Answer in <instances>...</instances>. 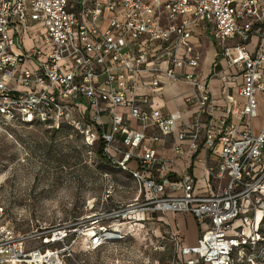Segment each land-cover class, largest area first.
<instances>
[{
    "label": "built area",
    "instance_id": "2783aa9c",
    "mask_svg": "<svg viewBox=\"0 0 264 264\" xmlns=\"http://www.w3.org/2000/svg\"><path fill=\"white\" fill-rule=\"evenodd\" d=\"M32 24L41 32L25 47ZM205 33L215 55L204 75L199 39ZM213 77L231 100V88L242 97L219 118L209 89ZM179 81L190 85L183 96L195 107L189 120L152 99V91ZM257 92L264 93V0H0V121L66 125L86 144L97 143L108 164L137 186L133 202L120 210L137 212L138 221L146 213L192 216L202 225L197 241L181 245L173 264H236L244 247L255 250L263 239L264 124L254 132ZM172 135L180 142L177 156L186 150L211 156L203 184L188 170L171 175L174 159L158 149ZM118 211L92 220L91 249L117 232L120 222L108 220ZM65 227L40 232V245H33L35 234L0 225V264H50V257L64 264L65 241L77 236ZM178 235L172 234L175 243ZM252 255L248 260L256 264Z\"/></svg>",
    "mask_w": 264,
    "mask_h": 264
},
{
    "label": "rangeland",
    "instance_id": "374dc122",
    "mask_svg": "<svg viewBox=\"0 0 264 264\" xmlns=\"http://www.w3.org/2000/svg\"><path fill=\"white\" fill-rule=\"evenodd\" d=\"M27 31L33 39L41 28L32 24ZM260 110L254 120L257 128L264 120V109ZM99 149L97 143L86 144L79 132L66 125L55 130L42 124L0 121V225L35 234L33 245H40L39 233L44 230L57 226H66V232L76 230L74 240L65 241L64 264H104L109 260L173 264L184 238L178 235L175 243L172 223L160 213H146L141 222L136 220L137 212L120 210L133 202L138 188L127 172L108 164ZM113 211L118 212L108 222H120L116 229L126 235L102 239V245L91 249L87 234L94 230L92 220ZM117 232L113 234L120 238ZM259 233L263 239L255 250L244 247L240 261L233 254L236 264H252L248 260L251 253L256 264L264 263V217ZM186 235L193 237L192 232Z\"/></svg>",
    "mask_w": 264,
    "mask_h": 264
},
{
    "label": "crops",
    "instance_id": "0c3cea01",
    "mask_svg": "<svg viewBox=\"0 0 264 264\" xmlns=\"http://www.w3.org/2000/svg\"><path fill=\"white\" fill-rule=\"evenodd\" d=\"M27 40L29 41V43H26ZM22 41L23 44H25V47H29L33 43L28 32L24 33ZM199 41L201 44L200 48L202 50V71L205 75L212 60L214 59L215 46L209 33H205V35L201 36ZM252 41H255V38H253ZM143 79L148 80L149 76L147 74H144ZM138 89L145 90L140 85ZM209 89L211 91L213 103L215 106L214 115L217 118L221 117L224 114V108L230 101L242 100V97L239 96L235 88H231V90L229 91L233 99L231 100L228 97L227 89H222L221 82L217 77H213L210 79ZM189 90L190 85L187 82H168L167 84H164L162 88L152 91V99L155 104L162 107L164 110L169 112L178 110L180 111V114L184 120H189L191 118L192 112L195 109V107H191L185 104V101L183 99L184 94ZM257 99L258 117L261 113L260 107L264 109V93L257 92ZM257 117L253 119L254 132H258L261 126L264 124L263 120L259 128L255 127L254 120ZM131 124L135 125L136 123L131 121ZM179 143L180 142L176 139L175 135L169 136L167 138V141L159 146V155L163 158L174 159V162H172L169 166L172 176L188 170L191 173L195 174L200 179L201 184H203L205 181L206 164L207 161L211 160V156H209L208 160V155L204 151L193 153L191 150H186L181 156H177L175 148ZM162 215L166 216L171 221L173 232L178 231L179 235L184 238L182 245H192L196 243L200 227L202 225H200L192 216L177 214L173 212H166ZM189 232L193 233L192 238L190 235H186Z\"/></svg>",
    "mask_w": 264,
    "mask_h": 264
},
{
    "label": "bare ground",
    "instance_id": "6f19581e",
    "mask_svg": "<svg viewBox=\"0 0 264 264\" xmlns=\"http://www.w3.org/2000/svg\"><path fill=\"white\" fill-rule=\"evenodd\" d=\"M259 212V211H258ZM172 214V213H171ZM140 215V214H139ZM116 225H119L118 223ZM115 225V227H116ZM117 228V227H116ZM116 231H118L116 229ZM93 234H94V230L92 232V234H87L88 238L91 237V239H93ZM109 235H106V237H103L102 239H119V236L113 233H108ZM102 243V240L100 241V244ZM50 252V251H49ZM49 254V253H48ZM50 264H55L56 263V258L55 257H50V259L48 260Z\"/></svg>",
    "mask_w": 264,
    "mask_h": 264
},
{
    "label": "trees",
    "instance_id": "16d2710c",
    "mask_svg": "<svg viewBox=\"0 0 264 264\" xmlns=\"http://www.w3.org/2000/svg\"><path fill=\"white\" fill-rule=\"evenodd\" d=\"M98 153H100V155H101L100 149H99ZM101 156H102V155H101ZM102 158H103V157H102ZM107 163H108V162H107Z\"/></svg>",
    "mask_w": 264,
    "mask_h": 264
}]
</instances>
